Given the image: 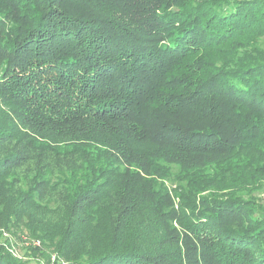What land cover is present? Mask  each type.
Returning <instances> with one entry per match:
<instances>
[{"label":"trees","instance_id":"16d2710c","mask_svg":"<svg viewBox=\"0 0 264 264\" xmlns=\"http://www.w3.org/2000/svg\"><path fill=\"white\" fill-rule=\"evenodd\" d=\"M0 264H264V0H0Z\"/></svg>","mask_w":264,"mask_h":264},{"label":"rangeland","instance_id":"374dc122","mask_svg":"<svg viewBox=\"0 0 264 264\" xmlns=\"http://www.w3.org/2000/svg\"><path fill=\"white\" fill-rule=\"evenodd\" d=\"M23 239L25 240V236L22 238V241H23V242L28 241V240L24 241ZM12 241H14V240H12ZM15 252H16L19 256L25 257V255H23V253H22V250H20V252H19V251L16 250V248H15Z\"/></svg>","mask_w":264,"mask_h":264}]
</instances>
